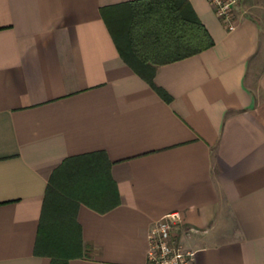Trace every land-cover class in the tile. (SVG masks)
<instances>
[{"label":"crops","instance_id":"1","mask_svg":"<svg viewBox=\"0 0 264 264\" xmlns=\"http://www.w3.org/2000/svg\"><path fill=\"white\" fill-rule=\"evenodd\" d=\"M129 1L0 0V264H149L171 212L194 264H264V0H189L214 45L157 67L170 102L102 17Z\"/></svg>","mask_w":264,"mask_h":264},{"label":"trees","instance_id":"2","mask_svg":"<svg viewBox=\"0 0 264 264\" xmlns=\"http://www.w3.org/2000/svg\"><path fill=\"white\" fill-rule=\"evenodd\" d=\"M101 14L120 56L166 102L171 96L154 83L157 67L214 45L189 0H133L103 7ZM51 264L67 263L54 259Z\"/></svg>","mask_w":264,"mask_h":264},{"label":"built area","instance_id":"3","mask_svg":"<svg viewBox=\"0 0 264 264\" xmlns=\"http://www.w3.org/2000/svg\"><path fill=\"white\" fill-rule=\"evenodd\" d=\"M216 17L229 31L236 29L235 8L241 0H207ZM182 222L180 212L165 215L150 231L149 264H194V252L174 238V229Z\"/></svg>","mask_w":264,"mask_h":264},{"label":"rangeland","instance_id":"4","mask_svg":"<svg viewBox=\"0 0 264 264\" xmlns=\"http://www.w3.org/2000/svg\"><path fill=\"white\" fill-rule=\"evenodd\" d=\"M174 238H175L176 241H178V239H177V237H176L175 235H174ZM185 247H186V246H185Z\"/></svg>","mask_w":264,"mask_h":264}]
</instances>
